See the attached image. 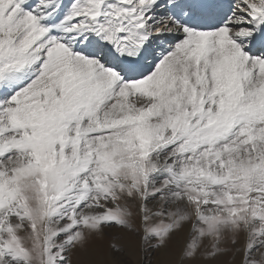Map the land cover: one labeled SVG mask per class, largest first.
<instances>
[{"label":"snow or ice","instance_id":"obj_1","mask_svg":"<svg viewBox=\"0 0 264 264\" xmlns=\"http://www.w3.org/2000/svg\"><path fill=\"white\" fill-rule=\"evenodd\" d=\"M137 241L264 264V0H0V264Z\"/></svg>","mask_w":264,"mask_h":264},{"label":"rangeland","instance_id":"obj_2","mask_svg":"<svg viewBox=\"0 0 264 264\" xmlns=\"http://www.w3.org/2000/svg\"><path fill=\"white\" fill-rule=\"evenodd\" d=\"M107 243H108L107 241H104L105 250L107 249ZM156 258H157L156 255H153V257H152L153 261H155ZM223 259L231 262V253L227 254ZM238 259H239V257H238ZM232 263L233 262H231V264ZM128 264H144L143 255H142V253L139 252L138 241H137L136 250H135L134 254L128 258Z\"/></svg>","mask_w":264,"mask_h":264},{"label":"bare ground","instance_id":"obj_3","mask_svg":"<svg viewBox=\"0 0 264 264\" xmlns=\"http://www.w3.org/2000/svg\"><path fill=\"white\" fill-rule=\"evenodd\" d=\"M239 259H238V257H237V261H238ZM232 264H235V262H233Z\"/></svg>","mask_w":264,"mask_h":264}]
</instances>
